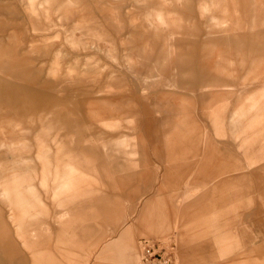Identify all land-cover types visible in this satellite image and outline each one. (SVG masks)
Instances as JSON below:
<instances>
[{"label": "rangeland", "instance_id": "obj_1", "mask_svg": "<svg viewBox=\"0 0 264 264\" xmlns=\"http://www.w3.org/2000/svg\"><path fill=\"white\" fill-rule=\"evenodd\" d=\"M144 238L264 264V0H0V264Z\"/></svg>", "mask_w": 264, "mask_h": 264}, {"label": "built area", "instance_id": "obj_2", "mask_svg": "<svg viewBox=\"0 0 264 264\" xmlns=\"http://www.w3.org/2000/svg\"><path fill=\"white\" fill-rule=\"evenodd\" d=\"M138 264H178L176 246L152 239H141V254Z\"/></svg>", "mask_w": 264, "mask_h": 264}, {"label": "crops", "instance_id": "obj_3", "mask_svg": "<svg viewBox=\"0 0 264 264\" xmlns=\"http://www.w3.org/2000/svg\"><path fill=\"white\" fill-rule=\"evenodd\" d=\"M157 229V228H156ZM156 229H154L153 228V226H148L146 229H145V232L144 233H152V232H154ZM135 231V230H134ZM136 232V231H135ZM137 233V232H136ZM120 238H122L123 239V242L125 241L126 242V244H125V248L123 249V253L125 254V257L126 258H129V256H130V245H129V243H128V240H129V234L128 233H126V232H124V234H122L121 236H120ZM138 258H139V256H138ZM137 261H138V259H137ZM136 261V262H137ZM136 264V263H135Z\"/></svg>", "mask_w": 264, "mask_h": 264}, {"label": "bare ground", "instance_id": "obj_4", "mask_svg": "<svg viewBox=\"0 0 264 264\" xmlns=\"http://www.w3.org/2000/svg\"><path fill=\"white\" fill-rule=\"evenodd\" d=\"M66 173H67V170H66ZM66 176H67V175H66ZM24 217H25V216H24ZM28 218H29V217H28ZM139 259H140V258H138V261H137L136 263H138V262H139Z\"/></svg>", "mask_w": 264, "mask_h": 264}]
</instances>
